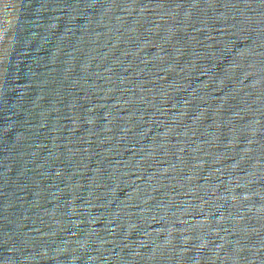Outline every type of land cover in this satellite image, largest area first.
I'll return each instance as SVG.
<instances>
[{"label":"water","instance_id":"1","mask_svg":"<svg viewBox=\"0 0 264 264\" xmlns=\"http://www.w3.org/2000/svg\"><path fill=\"white\" fill-rule=\"evenodd\" d=\"M0 264H264V0H0Z\"/></svg>","mask_w":264,"mask_h":264}]
</instances>
